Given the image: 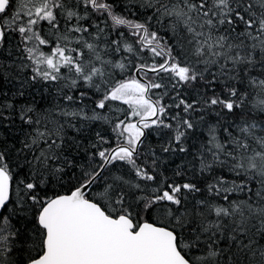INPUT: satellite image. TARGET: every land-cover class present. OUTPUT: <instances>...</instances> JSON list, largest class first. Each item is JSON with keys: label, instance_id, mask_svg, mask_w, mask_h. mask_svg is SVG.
Segmentation results:
<instances>
[{"label": "snow or ice", "instance_id": "snow-or-ice-1", "mask_svg": "<svg viewBox=\"0 0 264 264\" xmlns=\"http://www.w3.org/2000/svg\"><path fill=\"white\" fill-rule=\"evenodd\" d=\"M0 264H264V0H0Z\"/></svg>", "mask_w": 264, "mask_h": 264}]
</instances>
